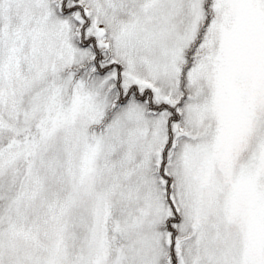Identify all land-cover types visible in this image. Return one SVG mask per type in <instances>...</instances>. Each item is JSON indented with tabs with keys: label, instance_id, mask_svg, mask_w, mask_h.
Wrapping results in <instances>:
<instances>
[{
	"label": "snow or ice",
	"instance_id": "obj_1",
	"mask_svg": "<svg viewBox=\"0 0 264 264\" xmlns=\"http://www.w3.org/2000/svg\"><path fill=\"white\" fill-rule=\"evenodd\" d=\"M0 264H264V0H0Z\"/></svg>",
	"mask_w": 264,
	"mask_h": 264
}]
</instances>
